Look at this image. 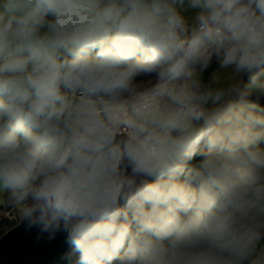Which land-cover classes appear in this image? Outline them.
Segmentation results:
<instances>
[{
  "label": "clouds",
  "instance_id": "clouds-1",
  "mask_svg": "<svg viewBox=\"0 0 264 264\" xmlns=\"http://www.w3.org/2000/svg\"><path fill=\"white\" fill-rule=\"evenodd\" d=\"M261 76L264 0H0V195L66 264H264Z\"/></svg>",
  "mask_w": 264,
  "mask_h": 264
},
{
  "label": "water",
  "instance_id": "water-1",
  "mask_svg": "<svg viewBox=\"0 0 264 264\" xmlns=\"http://www.w3.org/2000/svg\"><path fill=\"white\" fill-rule=\"evenodd\" d=\"M21 221L22 216L0 235V264H52L65 256L62 235L37 240L36 230H26Z\"/></svg>",
  "mask_w": 264,
  "mask_h": 264
},
{
  "label": "trees",
  "instance_id": "trees-1",
  "mask_svg": "<svg viewBox=\"0 0 264 264\" xmlns=\"http://www.w3.org/2000/svg\"><path fill=\"white\" fill-rule=\"evenodd\" d=\"M219 63V60L216 57H213L210 66L202 71V76H201V82L202 85L204 87H209L213 85V78L211 77L210 73L211 70L217 66ZM245 77V75L243 76ZM147 79V78H144ZM260 81L261 84L264 85V76L260 77ZM259 94V99L257 101V96ZM249 100L251 101H257L259 106L261 108H264V94H261V87L254 85L250 88V96H249ZM258 147L260 150L264 151V140H261L258 144ZM200 159H202L201 157L197 156L193 163H196L197 161H199ZM3 198V203L2 205H0V213L5 210L6 208H8L10 205H12L9 201L6 195H2ZM18 219H7V218H2L0 219V235L7 230L9 227H11L12 225H14L17 222ZM64 257L60 258L59 260L53 262L52 264H66L65 260L63 259Z\"/></svg>",
  "mask_w": 264,
  "mask_h": 264
},
{
  "label": "rangeland",
  "instance_id": "rangeland-1",
  "mask_svg": "<svg viewBox=\"0 0 264 264\" xmlns=\"http://www.w3.org/2000/svg\"><path fill=\"white\" fill-rule=\"evenodd\" d=\"M192 15L190 14V16H187V17H191ZM186 17V18H187ZM214 74H217L220 76V79H221V85L219 86H228L230 83H235L237 82L238 80L242 79L243 82H247L248 80V77L247 75H245V77H236L234 75V72H233V69L231 67H229L228 69H221L220 68V62L218 63L217 66H215L212 70H211V77L213 78V75ZM200 76H202V72L200 74ZM218 85H216L214 82H213V85L212 87H217ZM3 203V198H2V195H0V205H2ZM21 217V216H20ZM18 221V220H17Z\"/></svg>",
  "mask_w": 264,
  "mask_h": 264
},
{
  "label": "built area",
  "instance_id": "built-area-1",
  "mask_svg": "<svg viewBox=\"0 0 264 264\" xmlns=\"http://www.w3.org/2000/svg\"><path fill=\"white\" fill-rule=\"evenodd\" d=\"M193 18L194 16H191V17H187L186 19L188 20L189 23H191ZM20 216H22V213L19 211L18 205L14 206L13 204L0 213V219L2 218H7L11 220L19 219Z\"/></svg>",
  "mask_w": 264,
  "mask_h": 264
},
{
  "label": "crops",
  "instance_id": "crops-1",
  "mask_svg": "<svg viewBox=\"0 0 264 264\" xmlns=\"http://www.w3.org/2000/svg\"><path fill=\"white\" fill-rule=\"evenodd\" d=\"M196 11H197V10H194V9H188V10H186V11H183L182 14H183L185 17L190 16V14H191L192 16H195ZM261 244L264 245V240L261 241Z\"/></svg>",
  "mask_w": 264,
  "mask_h": 264
}]
</instances>
